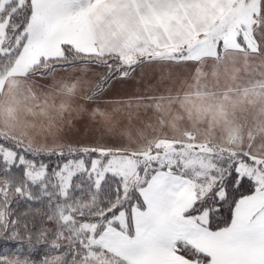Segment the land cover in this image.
Segmentation results:
<instances>
[{"label": "snow or ice", "instance_id": "1", "mask_svg": "<svg viewBox=\"0 0 264 264\" xmlns=\"http://www.w3.org/2000/svg\"><path fill=\"white\" fill-rule=\"evenodd\" d=\"M0 264H264V0H0Z\"/></svg>", "mask_w": 264, "mask_h": 264}]
</instances>
